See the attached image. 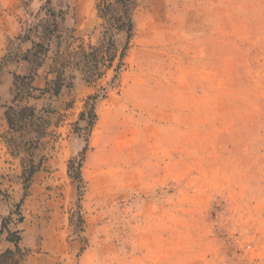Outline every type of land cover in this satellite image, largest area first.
<instances>
[{
  "label": "rangeland",
  "instance_id": "obj_1",
  "mask_svg": "<svg viewBox=\"0 0 264 264\" xmlns=\"http://www.w3.org/2000/svg\"><path fill=\"white\" fill-rule=\"evenodd\" d=\"M128 13L130 37L117 0H0V253L264 264V0ZM10 106L34 117L14 130Z\"/></svg>",
  "mask_w": 264,
  "mask_h": 264
},
{
  "label": "trees",
  "instance_id": "obj_2",
  "mask_svg": "<svg viewBox=\"0 0 264 264\" xmlns=\"http://www.w3.org/2000/svg\"><path fill=\"white\" fill-rule=\"evenodd\" d=\"M117 2L120 3L123 8V14L121 15V17L115 18V20H117V27L120 29H124L127 32V37H130L131 31L133 29L132 20L128 13L129 7L131 5V0H117ZM52 15H54V13H52ZM42 46H43L42 43H37L35 45V47H37L38 49V51H35L36 54L40 53L39 51L42 48ZM94 50L96 51L98 49L96 48ZM89 55H92V54L90 53ZM14 81H15L14 82L15 90L18 91L17 92L18 94L23 92L29 95L32 90H35V88L31 85V76L16 75L14 78ZM56 83H57L56 81L53 82V85L55 87L51 89L52 91H54V93H57L60 87V85H57ZM33 117H34V110L32 107H28V106L21 107L19 110H15L12 106H10L6 112V118L9 123V126L10 128L14 130L18 129L16 128L18 123L24 122L26 119L33 118ZM80 166H81V162L79 161L77 163V168L80 169ZM34 171H35L34 164H30L29 168L27 169L25 168L23 173L26 174V179H29V177H31ZM79 180H80V177H79ZM8 220H11L10 217H6L3 220L2 225H1L2 228L0 230V234L2 233L3 229L6 228V224ZM7 240L17 244L20 240L18 231L17 230L8 231ZM13 256H14V251H12L11 249H6L4 252L0 253V264H14Z\"/></svg>",
  "mask_w": 264,
  "mask_h": 264
}]
</instances>
